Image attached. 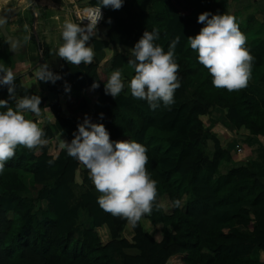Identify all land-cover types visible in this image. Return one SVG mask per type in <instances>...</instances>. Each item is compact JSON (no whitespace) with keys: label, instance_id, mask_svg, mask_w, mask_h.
I'll return each mask as SVG.
<instances>
[{"label":"trees","instance_id":"16d2710c","mask_svg":"<svg viewBox=\"0 0 264 264\" xmlns=\"http://www.w3.org/2000/svg\"><path fill=\"white\" fill-rule=\"evenodd\" d=\"M99 2L87 0L86 6ZM228 7L227 0H123L119 10L101 6L109 10L110 21L101 26L104 40H92L95 54L110 47L133 48L145 30L154 28L159 34L153 43L165 52L180 37L174 50L180 87L169 107L161 103L152 110L126 87L115 99L105 94L114 70H121L123 82L128 80L122 72L129 59L125 53L109 59L106 73L99 70L98 61L76 66L62 59L60 69L51 70L60 79L42 82L51 95L67 96L63 105L58 100L48 104L15 77L17 97L41 98V114L27 113L44 130L46 142L57 136L71 142L77 124L89 113L90 121L103 124L111 140L145 146L146 169L156 181L157 196L151 214L132 226L100 208L89 170L66 150L53 156L47 145L37 152L17 146L0 172V264H113L118 258L120 264H264V175L251 170L249 159L221 172L233 164L232 153L203 119L215 109L224 110L223 126L246 136L244 147L264 139V26L252 15L242 23L236 20L254 60L247 86L232 92L213 86L187 39L204 26L197 23L199 14H226ZM128 8L137 14L131 24L120 18ZM42 55L47 57V46ZM94 82L99 87L93 89ZM8 96V87L0 85V100ZM9 106L14 108L15 102L9 101ZM19 173L39 187L35 198ZM79 175L81 184L89 185L77 193ZM176 200L179 207L173 206ZM146 219L150 231L144 228Z\"/></svg>","mask_w":264,"mask_h":264},{"label":"clouds","instance_id":"9594fccd","mask_svg":"<svg viewBox=\"0 0 264 264\" xmlns=\"http://www.w3.org/2000/svg\"><path fill=\"white\" fill-rule=\"evenodd\" d=\"M101 6L119 10L123 0H100L96 14L86 26L66 21L61 33L63 43L57 52L59 58L76 66L93 62L94 51L86 45L96 34L97 22L102 18ZM197 23L204 26L194 37H187L188 44L198 54V62L212 76L213 86L229 92L245 88L254 57L245 47L246 36L239 30L235 16L205 11L198 15ZM158 34L155 28L151 32L145 30L129 49L131 58L127 61L135 73L128 84L131 95L146 100L152 110L161 103L165 107L172 105L174 93L180 87L179 65L174 59L180 37L176 36L165 52L153 43ZM35 75L37 80L44 82L55 83L60 79L47 65L38 67ZM0 85H6L9 93L7 100H0V108L6 109L0 112V172H3L17 146L31 150L45 145L46 140L43 139L44 130L24 115L26 112L41 114L40 96L17 97L15 75L11 68L3 65H0ZM97 87L99 85L94 82L92 88ZM124 88L121 70H114L104 85L105 94L115 99ZM9 101L15 102L14 108L9 106ZM100 118H103L102 113ZM59 147L89 170L90 179L100 193L97 203L102 210L125 218L132 226L143 215L151 214L157 187L146 169L145 146L135 141L111 140L103 124L92 123L85 115L77 124L71 142L61 139ZM173 206L179 207L180 201H174Z\"/></svg>","mask_w":264,"mask_h":264},{"label":"crops","instance_id":"0c3cea01","mask_svg":"<svg viewBox=\"0 0 264 264\" xmlns=\"http://www.w3.org/2000/svg\"><path fill=\"white\" fill-rule=\"evenodd\" d=\"M40 1L41 0H0V4L10 2V5L3 11L4 13L11 11L13 9H16V8L19 9L18 13L15 16H12L9 18L6 28L10 35L16 36L18 40L22 43V46H23L22 51L24 52L28 51V49H26L27 47L26 42H23L24 40L18 37L17 34L18 32H21V30H26L27 32L26 39L30 40L31 32L30 33L28 32L29 31L28 21H29V13L32 14L31 26L33 27L35 31L34 39L36 40L34 42H36V46L39 51L37 58L38 59L40 58L42 61H34V59L31 57L32 52H30L26 56L27 59L21 60L15 66L16 73L14 72L13 73L15 77H19L21 83L24 86L31 87L28 89H31L35 92H38V90H42L41 93L46 98L49 104L50 102L48 99H52V101H56L58 99L64 98V101H65L67 96L56 97L48 93L46 84L42 81L37 80L36 75H35L36 69L43 64L49 66L50 70L60 69L62 59L58 57L57 52H58V48L63 43V40L61 37V33L63 30L62 25H64L66 21L73 22L75 19L74 11H77L79 8H83L84 6H86L87 0H51L52 2L56 3L55 4L56 7L51 8V9L48 6L40 5ZM80 3H82V5ZM77 4H80V7H78ZM227 4L229 7L226 9V14L235 16L236 20H238L240 23L244 22L249 15H252L256 19V21H258L260 24H263L264 26V0H227ZM125 13H127V11H125ZM57 28L59 29V31H56ZM8 29H11V31H9ZM96 35H102V37L98 39L104 40L103 32L98 33ZM94 38L95 37L90 39V41L88 42V46L90 45L91 47L92 40ZM260 39L264 41V30L261 32ZM46 46H47V57H43L42 49H44V47ZM4 47H5V44L3 45V42H2V44H0V55L3 53ZM123 49L126 50L127 47L125 46ZM104 52L105 51L99 52L97 54L94 53V54L97 57V61L99 62V65H102L101 63L104 60H107L105 61V65H104L105 70H103V72L106 73L110 68L108 62H109V59L111 58L110 57L111 55L108 53L106 54ZM121 53H125V52H123L122 50ZM100 54H104V56H101L103 58L98 56ZM125 54H128V53H125ZM12 55H17V54H12ZM128 56L130 59L131 54H128ZM9 67L10 66H7L5 68H9ZM123 69L125 72V76L128 75L130 72H132V76H134L135 74L134 70L132 68H129L127 64L126 66L123 67ZM29 82H31L30 83L31 85H26ZM127 82L128 80L124 81V84H126ZM34 84L36 87L32 86ZM61 105H63V103ZM48 121L53 123L54 117L52 115H48ZM238 134L242 135L240 133ZM242 136L246 137L244 135ZM56 139L59 140L58 148H59L61 139L67 141L65 138L61 136H57ZM244 149L247 151L248 154L251 153L250 147H244ZM261 256L263 255L261 254Z\"/></svg>","mask_w":264,"mask_h":264},{"label":"rangeland","instance_id":"374dc122","mask_svg":"<svg viewBox=\"0 0 264 264\" xmlns=\"http://www.w3.org/2000/svg\"><path fill=\"white\" fill-rule=\"evenodd\" d=\"M55 4L56 3L52 2L51 0H41L40 1V5H42V6H48L50 9L51 8H55L56 7ZM80 4L82 5V3H80ZM80 4H77L78 7H80ZM9 5H10V2L9 3H4V4H0V15L4 13L3 11ZM128 9H129L128 12L125 13V14H123L120 18L123 19V20H121L123 23H127V24L130 23L131 24V23L134 22V20H135V17L134 16H136L137 14H135V10H133L131 8H128ZM108 13H109V10L107 11V14ZM146 18H148V17H146ZM31 21H32V14L29 13V21H28V26H29L28 27V30L29 31L28 32L29 33L30 32L33 33V34L30 33V40L31 41L26 39L27 38V34H26L27 32H26V30H21V32H18V34H17L18 37H20L21 39L24 40L23 42H26V45H27L26 49H28V51H26V52L22 51L21 53H19L17 55L10 54L9 51H8L7 44H6L5 40H4V38L2 37V35L0 34V41H1L0 44H2V42H3V45L5 44V47L3 48V53L0 55V65H3L4 67L10 66L9 68H11L14 73H16L15 72V66L21 60L27 59L26 56L30 52H32L31 57L34 59V61H42L40 58L39 59L37 58L39 51H38V48L36 46V42H34V41H36L34 39V36H35L34 32L35 31H34L33 27L31 26ZM109 21H110L109 18H106L103 25L106 26V24H108ZM73 23L77 24V22L75 21V19H74ZM105 26H103V27L99 28L98 30H96V34L103 32ZM8 30L11 31V29H8ZM56 31H59V29L57 28ZM36 33H37V31H36ZM96 34L93 37L99 38V39H100V37H102V35H96ZM86 46H88V45H86ZM88 47H90V45ZM124 47L125 46L110 47L104 53L110 54L111 55L110 57H112L113 55H115L117 53H121L122 50L125 53L131 54L129 49H131L132 47L131 46H128L126 50L123 49ZM3 54H4V56H3ZM106 54H105V56H106ZM98 56L101 57V56H104V54H100ZM101 58H103V57H101ZM94 61H97V57L95 56V54H94L93 62ZM105 61H107V60H104L101 63L102 65H100V68H99L100 71L105 70V68H104ZM43 65H45V64H43ZM123 71H124V69L122 70V72ZM126 76H127L128 82L125 84V87L127 89H129L128 88V84L130 82V79L133 77L132 76V72H130ZM30 83L31 82L27 83L26 85H31ZM32 86H35V84L32 85ZM27 88H31V87H27ZM38 92L41 93L42 90H38ZM48 100H49L50 103L53 102L52 99H48ZM58 101L62 104L63 101H64V98L58 99ZM24 115H25V118L26 119H30L31 120V116L27 112L24 113ZM87 116H89V113L87 114ZM203 119L206 121L205 127L209 130V132L213 136H215L216 138H218L219 141H220V143L222 145H226V147H229L230 148V151L232 153V156H233V164H230V165H227L226 167H223L221 169V172H224L226 170V168H229V167H231L233 165L234 166L235 165L236 166H239V165L243 164V162H246L247 161V158H248L249 161L253 164V165L250 164V163H249L250 165L247 164L249 167H252L251 170L259 169V171H257V174L260 175V176H263L264 175V139L263 138L258 137V142L252 141V143L249 145L250 152L251 153L248 154L247 151L244 149V144L242 142V139L245 138V137H243L242 135H239L238 133H235L232 129L225 128L223 126V122H224V110L215 109V110L212 111V113L209 116L203 117ZM38 126L40 127V125H38ZM241 137H242V139H241ZM233 139H235V140H233ZM207 142H208L207 151L209 152V151L212 150V141L211 140H208ZM58 143H59V140H57L55 138V139H53L50 142H46V144H45V145L48 146L49 152L53 156H56V154L58 153V151L60 149V147L58 148ZM39 147L40 146H38V147H36V148H34L32 150H34L35 152H37ZM19 176L22 178V180L24 181V183L26 185H28L29 190H30L29 196L31 195L30 197L35 198L36 195H37V190H38L39 187H34V186L30 185L29 184V179L26 176V174L19 173ZM78 178H79L78 183L74 187V190L77 193L80 192V191L85 190L88 187V185H89V183H87L86 185H82L81 184V175H79ZM93 192L97 196L100 195V193H98L96 189ZM228 212H230V211H228ZM222 214L224 216H227L230 213H227L226 211H222ZM144 228H145L146 231H150L152 229V224H151V222L148 219H146L144 221ZM129 232H130L129 229L127 228L126 229V232H125L126 236L129 234ZM127 252L129 254H131V255L135 254V251H131V250L128 251L127 250ZM263 257L264 256H261V258H263ZM113 264H120L119 258L117 260H114L113 261Z\"/></svg>","mask_w":264,"mask_h":264},{"label":"water","instance_id":"95a60500","mask_svg":"<svg viewBox=\"0 0 264 264\" xmlns=\"http://www.w3.org/2000/svg\"><path fill=\"white\" fill-rule=\"evenodd\" d=\"M18 11L19 9L16 8L0 15V34L4 38L11 54H19L23 50L22 43L16 36L10 35L6 28L9 18L15 16Z\"/></svg>","mask_w":264,"mask_h":264},{"label":"built area","instance_id":"2783aa9c","mask_svg":"<svg viewBox=\"0 0 264 264\" xmlns=\"http://www.w3.org/2000/svg\"><path fill=\"white\" fill-rule=\"evenodd\" d=\"M98 6H86L84 8H79L77 11H74L75 21L78 25L86 26L91 22V18L96 14V9ZM102 18L97 22L96 29L100 28L106 18V11L101 8Z\"/></svg>","mask_w":264,"mask_h":264}]
</instances>
